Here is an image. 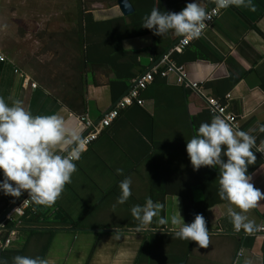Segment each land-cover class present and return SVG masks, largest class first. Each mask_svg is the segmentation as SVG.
<instances>
[{
    "label": "crops",
    "instance_id": "crops-1",
    "mask_svg": "<svg viewBox=\"0 0 264 264\" xmlns=\"http://www.w3.org/2000/svg\"><path fill=\"white\" fill-rule=\"evenodd\" d=\"M119 1L79 0L85 14L93 18L91 44L83 47L90 51L92 63L82 60L84 53L77 50V57L58 79L62 85L56 95L21 67L3 43L6 34L0 29V56L5 58L0 61V97L9 104L21 100L33 115L56 113L84 138L87 130L79 118L100 122L135 80L154 68L183 37L171 30L154 35L142 26L145 15L153 7L178 12L190 2L129 0L134 11L125 16ZM199 2L206 10L215 5L214 0ZM74 29L65 31L64 39ZM174 61L190 82L203 87L205 96L227 103L241 130L256 136L257 144L264 139V133L256 131L264 124V0L229 7ZM227 95H231L229 101ZM142 98L144 107L123 110L84 151L75 162L71 182L48 206V213L39 222H24L11 247L0 249V258L10 262L15 255H38L51 264H264V236L255 234L258 229L247 233L232 227L227 209L240 210L217 195L218 169L193 170L187 155L186 141L193 128L213 117L203 99L176 75L155 76ZM67 147L58 146L60 150ZM255 155L248 172L253 186L264 192V158ZM117 168L122 174L116 173ZM125 176L132 180L131 195L119 204L118 185ZM24 192L19 197L0 193V218ZM187 194L194 197L195 207L189 208V199L183 198ZM145 197L163 204L161 217L175 214L181 223L202 214L209 231L208 246L176 238L175 226L160 224L159 217L139 226L130 208L142 205ZM244 214L263 226L264 201ZM75 224L82 227L72 228Z\"/></svg>",
    "mask_w": 264,
    "mask_h": 264
},
{
    "label": "clouds",
    "instance_id": "clouds-1",
    "mask_svg": "<svg viewBox=\"0 0 264 264\" xmlns=\"http://www.w3.org/2000/svg\"><path fill=\"white\" fill-rule=\"evenodd\" d=\"M214 4L215 8L224 9L230 5H252V0H214ZM211 15L212 10L202 7L199 0H190L178 12L153 7L143 18L142 26L157 36L171 30L176 35L198 38ZM256 131L264 133V124H259ZM58 146L68 147L60 150ZM84 150L85 140L78 128L69 127L58 114L33 115L21 100L9 104L0 97V193L19 197L26 190L33 204H53L64 186L71 182L76 171L75 161ZM186 152L193 170L202 166L218 169L217 195L240 210L227 209L233 229L255 232L260 225L244 213L255 208L258 201H264V192L253 186L248 166L256 161L255 153L264 154V139L257 144L256 136L249 131L214 115L209 122L193 128V135L186 141ZM116 173L122 174V169L117 168ZM131 185L129 176L119 182L117 203L128 200ZM163 207L159 201L145 197L142 205L131 206L130 213L141 227L159 217L160 224L175 226L176 238L195 241L201 248L208 246L209 231L202 214H195L190 223H181L175 214L161 217ZM0 264H51V261L38 255H15L10 262L0 258Z\"/></svg>",
    "mask_w": 264,
    "mask_h": 264
},
{
    "label": "rangeland",
    "instance_id": "rangeland-1",
    "mask_svg": "<svg viewBox=\"0 0 264 264\" xmlns=\"http://www.w3.org/2000/svg\"><path fill=\"white\" fill-rule=\"evenodd\" d=\"M79 7V0H0L3 43L31 78L55 95L62 71L77 57L74 40H65L64 32L76 26Z\"/></svg>",
    "mask_w": 264,
    "mask_h": 264
},
{
    "label": "built area",
    "instance_id": "built-area-1",
    "mask_svg": "<svg viewBox=\"0 0 264 264\" xmlns=\"http://www.w3.org/2000/svg\"><path fill=\"white\" fill-rule=\"evenodd\" d=\"M231 6L232 5H230L229 7ZM229 7L224 9H217L214 5L211 8V19L205 22V28L202 30L201 35L198 38H190L186 35L183 36L181 40L163 56V58L154 68H152L149 72L139 76L135 80L133 87L114 105V107L106 112L100 122L94 123L87 116L80 117V124L87 130V134L83 138L85 140V150L98 139L100 134L105 129L109 128L112 125V123L119 117L123 110H126L133 105L144 107L145 101L142 98V93L146 91L148 86L154 82L155 76H159L161 78H167L170 75L178 76L179 81L182 82L187 89L196 92L203 99L213 116L219 115L225 118L231 125H234L236 128L241 129L239 119L234 114L228 111L227 103H222L215 98L205 96L203 93V87H201L197 83L190 82L185 77L184 68L177 65V63L174 61V56L176 54L184 52L193 42L199 39L209 28H211L212 24ZM4 60L5 58L3 56H0V61ZM230 99L231 95H227L225 98L226 101H229ZM84 151L81 153V155L84 153ZM259 154L264 158V154ZM35 207L36 205L31 202L28 197L27 191L25 190L23 197L3 214V216L0 218L1 250L4 251L11 247L13 239L18 234V229L21 227L23 219L26 217L27 212H34ZM255 234H261L264 236V225L260 226Z\"/></svg>",
    "mask_w": 264,
    "mask_h": 264
},
{
    "label": "trees",
    "instance_id": "trees-1",
    "mask_svg": "<svg viewBox=\"0 0 264 264\" xmlns=\"http://www.w3.org/2000/svg\"><path fill=\"white\" fill-rule=\"evenodd\" d=\"M86 9H84V5L81 3L80 7H79V19L76 20V29H74V31L70 34L66 35L65 40H74L75 43V49L80 50L84 53L82 55V60H84L87 63H92V55L90 53V51H88L87 53L85 51H83V47L84 44H91L90 39H88V36H90L91 31H94V29L91 28V26H93V18L91 14H85ZM85 25V27H84ZM97 25V23H96ZM94 27V26H93ZM87 32V34L85 35V33ZM107 38V36H106ZM90 48V47H89ZM90 50V49H89ZM184 199H189L190 207H195L196 203L194 200V197L187 194V195H183ZM49 207L48 206H44V205H36L35 207V211H28L26 217L23 219V223L24 222H28V224H33L35 222H39L40 218L44 215H46L48 213ZM194 211V210H193ZM56 217V216H55ZM47 219V218H46ZM21 225V227H22ZM82 226H80L79 224H75V226H73L72 228H80ZM71 228V227H69ZM30 234H35V232H29ZM1 251V250H0Z\"/></svg>",
    "mask_w": 264,
    "mask_h": 264
},
{
    "label": "water",
    "instance_id": "water-1",
    "mask_svg": "<svg viewBox=\"0 0 264 264\" xmlns=\"http://www.w3.org/2000/svg\"><path fill=\"white\" fill-rule=\"evenodd\" d=\"M118 4H119V8H120L123 15L127 16V15L133 13L134 10H133L129 0H120Z\"/></svg>",
    "mask_w": 264,
    "mask_h": 264
}]
</instances>
